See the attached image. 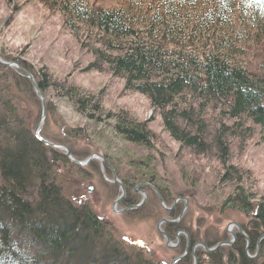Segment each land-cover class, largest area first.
<instances>
[{
    "label": "trees",
    "instance_id": "1",
    "mask_svg": "<svg viewBox=\"0 0 264 264\" xmlns=\"http://www.w3.org/2000/svg\"><path fill=\"white\" fill-rule=\"evenodd\" d=\"M37 1L58 12L66 29L83 40L94 57L89 69L108 70L122 80L124 92L145 96L183 149L211 155L227 168L221 180L237 186L225 201L256 215L264 227V193L254 196L229 163L230 142L242 128L252 124L264 134V0H127L110 7L90 0ZM41 74L42 91L55 85L46 68ZM7 76L20 87L24 83L28 95L33 92L18 68L0 64V264H112L107 245L127 256L108 223L63 196L52 175L54 164L67 166L68 158L35 137L2 86ZM56 93L93 121L113 120L126 141L147 150L156 143L147 123L128 109L105 114L93 94L65 81ZM148 156L140 159L152 164ZM255 231L249 232L254 249ZM244 245L240 237L235 248L243 252ZM137 249L135 264H153Z\"/></svg>",
    "mask_w": 264,
    "mask_h": 264
},
{
    "label": "rangeland",
    "instance_id": "2",
    "mask_svg": "<svg viewBox=\"0 0 264 264\" xmlns=\"http://www.w3.org/2000/svg\"><path fill=\"white\" fill-rule=\"evenodd\" d=\"M90 1L108 7L127 2ZM82 42L66 29L58 12L37 0H0V59L11 65L0 64L12 69H17V64L29 67L31 71L26 69L37 83L42 78V68H46L56 82L50 89L41 90L43 99L34 88L28 95L24 83L20 87L8 76L2 80V86L15 97L33 132L38 129L44 138L70 151L72 159L67 157V166L54 164L52 175L63 196L74 205L90 207L99 220L111 226L116 242L130 252L138 248L154 264L162 260L176 264L175 260L182 256L178 264H193L190 253L184 256L186 243L190 245L188 252L193 248L204 257V248L198 243L213 247L233 240L230 228L238 233L237 225L249 226L253 215H246L237 210L236 205L225 201L237 186L221 180L229 170H224L211 155L197 157L183 149L165 131L160 113L145 96L124 92L122 80L108 70L89 69L94 57ZM259 52L257 49L256 54ZM28 80L31 83L30 78ZM63 81L93 94L101 102L105 114L128 109L130 115L146 122L156 135L153 148L147 150L126 141L124 136L115 133L113 120L104 117L101 122L93 121L73 102L58 97L56 88ZM43 103L47 107L44 118ZM48 104L54 109L49 110ZM227 123L232 126L233 122ZM243 129L230 142L229 163L235 166L234 171L242 174L243 186L254 192V196H260L264 193V134L252 124L248 131L243 132ZM41 143L49 148L48 144ZM51 147L66 153L64 149ZM147 153L152 164L140 159ZM90 155L96 157L88 164L80 165L75 161L85 162ZM145 175L154 178L153 181L145 180ZM145 182L150 185H139ZM174 222L179 226L175 235L171 232ZM162 232L169 234L170 246L166 245L167 239ZM245 234L250 236L247 232L236 236V247L240 237L247 242ZM222 246L228 253L237 252L231 245L223 243ZM248 255L249 264H264V257H255L251 252ZM223 259L224 256L221 264ZM233 262L229 260L226 264Z\"/></svg>",
    "mask_w": 264,
    "mask_h": 264
},
{
    "label": "bare ground",
    "instance_id": "3",
    "mask_svg": "<svg viewBox=\"0 0 264 264\" xmlns=\"http://www.w3.org/2000/svg\"><path fill=\"white\" fill-rule=\"evenodd\" d=\"M134 190L137 191V188H134ZM131 203H133V201H130V204ZM128 208H130V207H128ZM168 210H170V209H168ZM254 229L256 230L254 232V235H256V238H257L255 245L258 243V245H261V247H262L261 240H263V242H264V227H263V222L260 220V218L258 219L256 215L253 216V220L249 224L248 228L247 227H243V228L240 227V230L242 232H244V231L248 232V231H252ZM164 235H165L167 241H169L168 244H166V245L170 246L172 244V240H171L169 234L165 233ZM258 235H260V236L258 237ZM259 238H262V239L259 241ZM225 246H229V244H225ZM244 246L245 247H244L243 252H241L238 248H236L237 252L232 254L230 252L228 253L227 251H225L224 247H221L218 244H216L215 246L213 245V247H209V251L204 252L205 255L203 257L202 264H205V263L221 264L220 261H221V257H223V256H224V259H223L222 264H226V262H228L229 260L234 261L233 264H245V262H247L249 264L250 257L248 254H249V252L253 253L254 248L251 247L252 246L251 241H249L248 245H244ZM1 250L2 249H0V251ZM107 252L109 253V259H110L112 264H135L134 261L139 260V255H140L139 252H130L129 250H125V253L127 254V256H124L123 253L122 254L119 253L118 255H116L115 252H113V249L109 248V245H107L106 253ZM141 254L144 255L143 253H141ZM253 254L255 255V257L260 256L258 253H253ZM144 256L146 257V255H144ZM244 256H245V259L243 261ZM1 261H3V258L0 255V263H1ZM140 264H143V263H140Z\"/></svg>",
    "mask_w": 264,
    "mask_h": 264
},
{
    "label": "water",
    "instance_id": "4",
    "mask_svg": "<svg viewBox=\"0 0 264 264\" xmlns=\"http://www.w3.org/2000/svg\"><path fill=\"white\" fill-rule=\"evenodd\" d=\"M0 62L2 63V64H5V65H11V63H9V62H5V61H2L1 59H0ZM17 64V63H16ZM17 66L28 76V78H30V80H31V83H32V85H33V87H34V89H35V91L40 95V97L42 98L43 97V95H42V93H41V91H40V89H39V87H38V85H37V83H36V81H34V79L32 78V76H31V74L24 68V67H22L20 64H17ZM43 99V98H42ZM45 114H46V106L44 105V103H43V112H42V118H44V116H45ZM36 134L38 135V129H36ZM41 139V141L42 142H44L45 144H48V145H50V146H53V147H57V148H64L62 145H58V144H55V143H52V142H49V141H47V140H44V139H42V138H40ZM65 150H66V154H67V156L69 157V158H71L72 159V157H71V154H70V152H69V150H67L66 148H65ZM92 157H90L89 158V160L91 159ZM78 162V161H77ZM78 163H80V164H83V163H85V162H78ZM115 180H116V177H115ZM122 186V185H121ZM138 205H136V206H134V207H137ZM169 242V241H168ZM229 243H231V242H229ZM206 251H209V248H207L206 247Z\"/></svg>",
    "mask_w": 264,
    "mask_h": 264
},
{
    "label": "flooded vegetation",
    "instance_id": "5",
    "mask_svg": "<svg viewBox=\"0 0 264 264\" xmlns=\"http://www.w3.org/2000/svg\"><path fill=\"white\" fill-rule=\"evenodd\" d=\"M140 185V184H139ZM167 224H172V223H167ZM172 225H174V227H173V229H172V233H174V235H175V232L179 229V226H178V224L176 223V222H174ZM174 230V231H173ZM169 231V230H168ZM178 244L179 245H181V242L180 241H178ZM198 245H200L199 243H198ZM190 245H189V242L188 243H186V245L184 246V256H187L188 255V253H190L191 254V256L193 257V264H202V262H203V257H202V255H201V252L200 251H195V249H193L192 248V250L190 251V252H188L189 250H190V247H189ZM262 252V247L260 248V250H259V254ZM195 253H197V258L196 259H194V256H195ZM198 255H200V256H198ZM183 258V256L182 257H179V258H177L178 260H177V262H176V264H178V262H180L181 261V259ZM154 263V262H153ZM170 264V263H168L166 260H162L159 264Z\"/></svg>",
    "mask_w": 264,
    "mask_h": 264
}]
</instances>
